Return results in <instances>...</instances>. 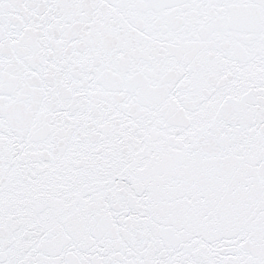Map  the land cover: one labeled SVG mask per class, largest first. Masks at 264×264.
<instances>
[{"label":"snow or ice","instance_id":"snow-or-ice-1","mask_svg":"<svg viewBox=\"0 0 264 264\" xmlns=\"http://www.w3.org/2000/svg\"><path fill=\"white\" fill-rule=\"evenodd\" d=\"M0 264H264V0H0Z\"/></svg>","mask_w":264,"mask_h":264}]
</instances>
